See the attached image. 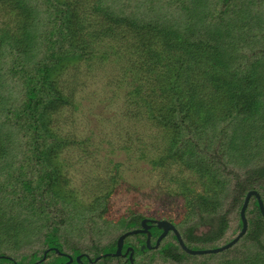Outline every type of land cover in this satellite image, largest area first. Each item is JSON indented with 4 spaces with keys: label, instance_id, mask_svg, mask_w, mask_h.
<instances>
[{
    "label": "trees",
    "instance_id": "16d2710c",
    "mask_svg": "<svg viewBox=\"0 0 264 264\" xmlns=\"http://www.w3.org/2000/svg\"><path fill=\"white\" fill-rule=\"evenodd\" d=\"M3 15L10 18L0 26V264H65L67 256L54 248L73 258L68 264H152L154 257L162 264H193L186 260L197 257L184 252L172 231L154 248L162 231L156 225L150 228L151 248H141L146 234L124 239L122 250L133 248L132 263L103 255L114 252L117 238L146 216L110 222L104 213L114 189L91 209L81 207L80 193L58 172L62 152L87 141L55 129L61 121L69 130L80 111V83L59 76L76 60L115 63L122 73L115 92L125 91V110L164 128L167 149L178 152L209 190L185 188L182 218L162 216L188 247L231 240L222 237L229 225L223 208H241L247 191L257 190L264 203V0H0ZM237 168L245 178L237 177L241 194L230 197L226 190ZM258 207L252 196L245 233L252 248L233 258L223 257L229 249L208 256L223 254L214 264H264ZM72 216L80 223L67 228ZM85 221L97 235L122 233L84 250L76 239ZM74 231L76 239L69 241L67 233Z\"/></svg>",
    "mask_w": 264,
    "mask_h": 264
},
{
    "label": "rangeland",
    "instance_id": "374dc122",
    "mask_svg": "<svg viewBox=\"0 0 264 264\" xmlns=\"http://www.w3.org/2000/svg\"><path fill=\"white\" fill-rule=\"evenodd\" d=\"M0 18L3 19L0 21L2 26L7 23L10 15H3ZM97 59L92 57L76 60L70 65L66 64L63 69L67 68V70H62L59 75L65 74L63 76L65 80L80 83L76 87L75 95H83V98L80 100L82 103L79 106L80 111L77 110L73 115L75 118L73 123L69 125L70 118L66 120L70 129L67 130L61 121L57 123L55 129L68 137L87 141L80 145L70 144L71 146L62 152V163L58 172L63 173L70 187L73 184L75 190L72 191L80 193L78 201L82 206L78 204L81 207L91 209L97 197L104 195L108 189H114L104 213V218L110 222L114 223L121 217L129 220L132 215L139 213L149 218L163 219L162 216H166L179 221L187 211L183 197L186 192L184 189H190L194 193L205 192L207 189L198 173L182 162L178 152L170 153L167 149L165 144L169 141V134L164 128L153 124L147 118L130 116V110H125L122 102L126 95L125 91L122 89L115 92V80L121 76V71H116L115 63L96 62ZM73 78L77 80H72ZM237 169L232 170L230 184L227 186V195L230 197L237 195L238 192L241 194L240 189L235 186V181L243 180L245 177L243 168ZM238 176L241 178L237 179ZM112 178L116 181L112 182ZM66 195L69 198L73 196L68 192ZM223 209L229 213L227 217L229 225L222 236L225 240L234 237L239 231V208L230 209L226 206ZM70 219L67 228L73 222L80 223V220L74 216ZM200 227L203 229V225ZM90 230L89 223L85 221V228L79 236L81 239H76L75 231L68 232L67 238L69 241L76 239L82 249L90 250L93 245L101 247L112 243L122 233L114 229L97 235ZM137 234L128 235L127 240L140 238ZM250 239V235L244 234L228 248L224 256L221 254L212 258L208 256L216 253H202L197 255L195 260L193 258L195 262L191 260L186 262L214 264L221 256L233 258L243 255L250 244ZM251 248H247V252ZM110 252L112 251H105L103 254L107 256L106 253ZM99 256L101 255H97L95 259ZM87 261L89 262V259ZM112 262L110 264H116L115 261ZM151 263L162 264V261L159 257H154ZM168 264L175 263L168 262Z\"/></svg>",
    "mask_w": 264,
    "mask_h": 264
},
{
    "label": "water",
    "instance_id": "95a60500",
    "mask_svg": "<svg viewBox=\"0 0 264 264\" xmlns=\"http://www.w3.org/2000/svg\"><path fill=\"white\" fill-rule=\"evenodd\" d=\"M254 196L256 198V200L258 201V208L260 209L262 215L264 216V203L261 199V196L259 194V192L255 189H251L249 191H247V193L245 194V197L243 199V204L241 205V208L240 211H239V215H240V221H241V229L239 230V232L231 239L229 240L227 243L221 245V246H218V247H213V248H205V249H193V248H190L188 247L180 232L178 231V229L174 226V224L167 220V219H152V218H149V217H143L140 221V227L138 228H135V229H131V230H128V231H125L124 233H122L118 239H117V242H116V250L113 252V253H108V254H111L112 256H119V255H122V256H125L127 254V252L129 253V258L131 259V262H132V252H133V248L131 246H129L125 252H122V248H123V241L124 239L128 236V235H132V234H137V233H143V234H146L147 235V238H146V242L142 245V249L144 248H151V232H150V228L152 227V224H156V226L160 229H162L160 235L158 236V238L156 239V242L154 244V248H157L160 241L162 240V238L169 232V231H172L176 238H177V241L179 243V246L184 250V252H187L188 254H193V255H200V254H209V253H219V252H222L223 250H226L230 247H232L242 236H244V234L246 233L247 231V228H248V220H247V217H246V207L248 206L249 204V201H250V198ZM48 250V249H47ZM46 250V251H47ZM54 250L57 252V253H61L59 251V249L57 248H54ZM45 254V253H44ZM43 254V255H44ZM66 256H68V261L65 263V264H68L71 260H72V257L70 255H67L65 254ZM45 257V255H44ZM80 257L81 255H77L76 256V260L77 261H80ZM99 257H97L95 259V261L97 259H99Z\"/></svg>",
    "mask_w": 264,
    "mask_h": 264
},
{
    "label": "clouds",
    "instance_id": "9594fccd",
    "mask_svg": "<svg viewBox=\"0 0 264 264\" xmlns=\"http://www.w3.org/2000/svg\"><path fill=\"white\" fill-rule=\"evenodd\" d=\"M238 232H239V231H238ZM46 250H47V249H46ZM46 250H45V252H47V251L49 250V248H48L47 251H46ZM112 253H113V252H112ZM127 253H128V252H127ZM45 254H46V253H45ZM61 254L65 255V253H62V252H61ZM103 255H105V254H103ZM101 256H102V255H101ZM121 256H122V255H121ZM67 258H68V256H67ZM132 258H133V257H132ZM68 259H69V258H68ZM72 259H73V258H72ZM97 260H98V259H97ZM71 261H72V260H71ZM71 261H70V262H71ZM66 262H67V261H66ZM70 262H69V263H70ZM130 262H131V259H130ZM132 262H133V260H132ZM132 262H131V263H132Z\"/></svg>",
    "mask_w": 264,
    "mask_h": 264
},
{
    "label": "flooded vegetation",
    "instance_id": "af4514ba",
    "mask_svg": "<svg viewBox=\"0 0 264 264\" xmlns=\"http://www.w3.org/2000/svg\"><path fill=\"white\" fill-rule=\"evenodd\" d=\"M152 219H154V218H152ZM141 221V220H140ZM152 225H156V224H152ZM152 246V245H151ZM123 249V248H122ZM123 251V250H122ZM123 252H125V250L123 251ZM124 258L125 257H128L129 258V253H127L125 256H123Z\"/></svg>",
    "mask_w": 264,
    "mask_h": 264
}]
</instances>
